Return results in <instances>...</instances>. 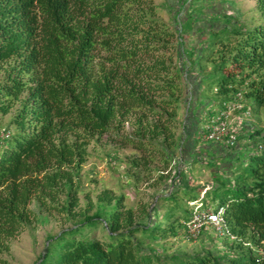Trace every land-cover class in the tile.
Listing matches in <instances>:
<instances>
[{
	"label": "trees",
	"instance_id": "16d2710c",
	"mask_svg": "<svg viewBox=\"0 0 264 264\" xmlns=\"http://www.w3.org/2000/svg\"><path fill=\"white\" fill-rule=\"evenodd\" d=\"M213 1L182 4L191 12L180 22L182 31L193 37L184 50L187 68L177 33L159 19L155 0H0V115L14 112L4 127L10 135L0 134V264H8L1 254L31 224L34 200L72 224L48 240L38 264H264V152L258 144L217 146L224 153L219 161L231 168L210 167L238 174L235 185L218 181L198 189L208 187L205 197L222 190L219 207L229 234L207 244L204 229L197 239L202 248L190 252L157 249L185 237L190 202L200 198L182 180L183 171L175 174L180 186L157 198L148 223L137 222L124 195L105 191L85 207L78 197L89 145L129 119L134 135L126 142L162 156L167 166L178 149L184 166L199 163L196 145L184 149L176 133L188 88L197 102L201 90L213 93L219 108L242 93L243 102L264 110V0H256L260 22L231 24L227 16L223 27L205 35L195 17ZM211 143L205 149H218ZM203 201L207 208L216 199Z\"/></svg>",
	"mask_w": 264,
	"mask_h": 264
},
{
	"label": "rangeland",
	"instance_id": "374dc122",
	"mask_svg": "<svg viewBox=\"0 0 264 264\" xmlns=\"http://www.w3.org/2000/svg\"><path fill=\"white\" fill-rule=\"evenodd\" d=\"M184 1L186 0H155V4L159 19L177 33L174 42L177 45V51L184 57L183 60L185 62H183V65L186 63L188 68L189 64L186 62L184 50H190L193 44V37L191 32L182 31L180 25V22L191 14L190 10L188 11L187 9L188 5L186 8L183 7ZM182 7L184 8L183 10ZM206 7L208 9L205 10L203 17L198 15L195 17L197 18L195 28L203 30L202 33L205 35L209 33L213 26L217 30L223 27L224 23L228 21L225 18L227 16L232 19L231 24L236 19L246 23L261 21L256 0H215L212 3L209 2ZM175 62L180 64L178 60ZM190 90L191 88H188L187 92H185L183 103L180 105L176 133L179 138L182 137L183 139V148L190 149L191 145L188 140L193 126L190 118L193 119L191 112L195 106L194 112L200 111V116L193 140L196 145L197 155H199L201 161L193 166H184L185 164L181 162V149L176 151L175 159L170 162L169 166L165 164L162 156L147 155L148 152L138 149L132 143L126 142V137L134 135V128L131 125L133 119H129L122 130L111 132L99 139L96 138L89 145V156L82 166L79 180L81 187L78 197L82 207L86 206L89 199L96 201L103 192L110 191L116 196H125V206L126 208H133L137 216V222L148 223L153 218V216L150 218L148 213L153 214L152 207L155 205L157 198L180 186L181 180L175 178V174L179 173V171H183L182 180L186 186L193 188L191 193L199 197L203 190L200 192L198 188L203 184H213L214 187L217 186L216 183L218 181H222L235 185V179L238 174H230L231 172L226 175H223L222 172L217 174L210 167V165L214 164L219 167V170H224L231 168V164H223V162L219 161L222 160L220 157H212L211 151L204 147L211 143L206 140L205 135L206 128L211 123V118L218 113L219 107L215 102L217 98L209 90H201V97L197 102L195 95ZM194 102H197V105H194ZM249 110L248 119L258 117L256 127H254V130L257 129L255 137L250 139H243L242 137L244 133H247V130H251L246 125H250L251 122H245L246 124L243 123L233 128L238 135L237 145L240 143L239 145L245 146L244 148L259 144L262 141L261 134L264 133V110L258 105L250 107ZM13 116L14 112L7 116L0 115V125L2 127L9 126ZM240 137L242 138L240 139ZM227 151L229 153L231 150L229 151L228 149ZM134 160L138 162V165L135 166L131 163ZM222 194L221 189H212L207 193L205 202L215 198L216 201L212 205L214 209H217ZM145 206H147V209L145 208V213H143L142 208ZM30 209L34 213L31 224H28L24 231L11 241L10 251L1 254V257L8 264H38L48 240L72 225L65 223L64 216L58 214L57 211L53 213L43 211L36 200L30 205ZM216 235L218 233L214 228L210 226L206 228L204 232L205 240L207 239L206 243L211 244L209 238H216ZM103 236V232L98 230L97 237L103 238ZM219 237L221 239L224 238V236ZM217 240V243L221 246L220 239ZM163 244L167 249L166 251L162 250V246L157 247L158 251L163 252L162 255L190 252L194 247L202 248L200 240L188 241L185 237L169 239Z\"/></svg>",
	"mask_w": 264,
	"mask_h": 264
},
{
	"label": "built area",
	"instance_id": "2783aa9c",
	"mask_svg": "<svg viewBox=\"0 0 264 264\" xmlns=\"http://www.w3.org/2000/svg\"><path fill=\"white\" fill-rule=\"evenodd\" d=\"M235 111L243 112L245 119H248L247 116L250 115V110L245 107L242 101V93L237 95L236 101L224 104L223 107L218 110V113L211 118V123L206 128L205 138L207 141L213 143H226L230 147L236 146L238 135L232 133L230 129L231 118ZM0 134L4 137L10 135L1 125ZM257 149L258 152H264V137L257 145ZM207 189L208 187L203 189L198 200L190 202L194 212L191 220L187 224L185 239L188 241H196L202 234V231L209 226L214 228L220 236L229 234L224 218V208H204L203 200Z\"/></svg>",
	"mask_w": 264,
	"mask_h": 264
},
{
	"label": "crops",
	"instance_id": "0c3cea01",
	"mask_svg": "<svg viewBox=\"0 0 264 264\" xmlns=\"http://www.w3.org/2000/svg\"><path fill=\"white\" fill-rule=\"evenodd\" d=\"M192 90H195L194 88H192ZM194 92V91H193ZM244 104H245V107L248 109L250 106H249V104H250V102L249 101H246V102H244ZM194 105H197V102H194ZM194 109H195V106H194ZM194 109L192 110V112H191V115H192V117H193V119L192 118H190V121H191V123L193 124V126H192V131H191V134H190V137H189V140H188V142L190 143V147L189 148H194V145H195V142H194V140H193V136H194V133H195V131L197 130V121H198V118H199V116H200V111H197V112H194ZM218 110H219V108H218ZM258 118V117H257ZM257 118H255V119H245L244 118V114H243V112H241V111H235L234 113H233V116H232V118H231V125H230V129H231V132L232 133H234V134H236V132L233 130V128L234 127H236L237 125H240V124H246V123H248V122H251V124L250 125H248V124H246L247 125V127L248 128H251V130H247V133H244L243 135H242V137H243V139H246V138H253V137H255V135H256V130H254V127H256V120H257ZM246 122V123H245ZM252 127H253V130H252ZM242 137H240V139L242 138ZM261 137L263 138L264 137V133L263 134H261ZM260 138V137H259ZM211 145H212V143H210ZM226 143H220V144H217V143H214L213 145V147H216V148H218L217 146H223V147H225L226 148V145H225ZM240 143H238V149L239 148H244L245 146H241V145H239ZM243 145V144H242ZM204 147H206V146H204ZM208 149H210L209 147H208ZM213 149V148H212ZM220 147L218 148V149H214L213 151H211V152H213V156H218V157H220L221 158V156H223L224 155V153H223V151L220 149ZM197 151V150H196ZM219 170V169H218ZM213 171H216V169H213ZM219 172H222V171H219ZM223 173V172H222ZM220 174V173H219Z\"/></svg>",
	"mask_w": 264,
	"mask_h": 264
}]
</instances>
